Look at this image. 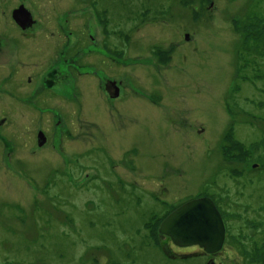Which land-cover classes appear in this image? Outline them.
I'll list each match as a JSON object with an SVG mask.
<instances>
[{
	"label": "rangeland",
	"instance_id": "obj_1",
	"mask_svg": "<svg viewBox=\"0 0 264 264\" xmlns=\"http://www.w3.org/2000/svg\"><path fill=\"white\" fill-rule=\"evenodd\" d=\"M142 1L151 0L98 3L121 19ZM259 1L208 0L198 21L188 11L151 13V25L129 33L122 65L109 69L123 83L115 101L92 80L80 88L82 104L70 99V86H46L50 78L0 86V264H166L154 244L165 209L219 191L250 197L233 210L246 217L239 235L248 239L246 257L264 264V170L230 175L264 167V74L238 79L231 95L240 40L233 19L260 9ZM91 8L87 2V14ZM158 44L170 61H160ZM56 110L66 119L60 126ZM40 128L49 137L42 147L34 144ZM9 132L23 146L11 156L3 144ZM232 139L246 149L234 151Z\"/></svg>",
	"mask_w": 264,
	"mask_h": 264
},
{
	"label": "flooded vegetation",
	"instance_id": "obj_2",
	"mask_svg": "<svg viewBox=\"0 0 264 264\" xmlns=\"http://www.w3.org/2000/svg\"><path fill=\"white\" fill-rule=\"evenodd\" d=\"M98 1L0 0V86H42L47 84L46 80L50 78L46 86H70V99L82 104L79 95L80 88L84 89L87 87V80H92L111 100H118L122 96L123 83L118 77L109 75L108 72L110 68L122 65L121 55L126 51L124 45H128L127 42L131 37L129 33L133 34L136 28L151 25V21L147 19L151 13H154L157 19L159 15L172 14L173 11L185 17L188 11L187 14H194V18L198 21L203 13L199 7L209 10L211 4L208 0H176L178 3H172L171 0L166 2L160 0L159 3H154V7H151L152 0L142 1L139 7L126 12L120 19V14L118 18L116 17L117 12H110L105 6L99 7ZM87 2H90L92 7L88 14ZM114 20L115 23H113ZM87 37L90 38L89 42H87ZM186 38L189 39L190 36ZM162 46L158 44L153 48L158 49ZM234 85L231 88V95L235 92ZM25 96L26 99L22 101H30L27 95ZM44 101L45 104L52 103L47 99ZM33 106L37 107V104ZM226 107L229 109L227 104ZM233 113L232 121L236 128L239 117L235 112ZM54 115L53 122H57L58 126L61 125L59 124L61 120L66 121L62 111L56 110ZM4 121L6 122V120L2 122ZM41 128L34 141V144L39 147L46 145L49 141V137ZM40 132L44 133L42 137H40ZM67 133L66 127L60 129L61 140ZM11 134L12 132L7 133L3 143L10 156L16 151L17 146L23 147L21 143L13 145ZM24 143L27 151L26 137H24ZM58 149L60 151L64 149L62 142ZM18 160L24 163L23 159ZM247 169L259 171L264 170V167L260 163H253L246 169H239V174L228 172V176L230 174L233 178H240L246 174ZM236 190L238 193L243 192L238 187ZM199 197L210 198L222 215L225 225L222 247L215 251H208L199 244L181 246L176 244L171 236L159 233L156 238L157 242L154 244L165 257L166 264H237L234 263L229 252L234 253V258L240 264H256L246 257V245L242 246V242L248 239L244 237L240 242L239 238V235L246 234L243 231L246 217L243 211L233 210V207H244L243 204L250 197L228 195L220 191L210 195L192 196L186 200L171 203L164 213L167 216L186 201ZM241 222L244 224H240ZM254 222L256 224L258 221L254 220ZM254 245L255 243L253 248H255ZM249 249L250 247L247 246V250ZM259 249L262 247L260 246ZM240 256L241 259H238Z\"/></svg>",
	"mask_w": 264,
	"mask_h": 264
},
{
	"label": "water",
	"instance_id": "obj_3",
	"mask_svg": "<svg viewBox=\"0 0 264 264\" xmlns=\"http://www.w3.org/2000/svg\"><path fill=\"white\" fill-rule=\"evenodd\" d=\"M40 137L43 132H40ZM159 233L169 235L181 246L199 244L208 251L222 247L225 225L221 213L208 197L186 201L160 223Z\"/></svg>",
	"mask_w": 264,
	"mask_h": 264
},
{
	"label": "trees",
	"instance_id": "obj_4",
	"mask_svg": "<svg viewBox=\"0 0 264 264\" xmlns=\"http://www.w3.org/2000/svg\"><path fill=\"white\" fill-rule=\"evenodd\" d=\"M264 2L263 1H259ZM260 9L253 10L249 13L247 10L240 18H234V28L237 34L240 37V40L237 45V59H238V68H237V81L234 86L238 85V79L243 81H251L253 77L257 78L261 75L260 71L263 72L264 67V5L260 6ZM161 62L170 61L172 56L170 52H163V49L158 48L155 50ZM251 68L254 71L253 76L248 73V69ZM235 91V90H234ZM234 126L229 133L234 137ZM262 135L263 132H262ZM231 141V144L234 145V151L238 144V147L241 149H246L245 145H240L238 142ZM237 141V140H236ZM226 151L228 155L230 154V161H233L232 151ZM255 148H248L247 155L249 158L254 157ZM204 194V193H203ZM207 195V193H205ZM210 195V194H208ZM156 217V216H154ZM160 217V216H159ZM261 251V250H260Z\"/></svg>",
	"mask_w": 264,
	"mask_h": 264
}]
</instances>
